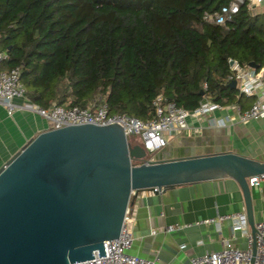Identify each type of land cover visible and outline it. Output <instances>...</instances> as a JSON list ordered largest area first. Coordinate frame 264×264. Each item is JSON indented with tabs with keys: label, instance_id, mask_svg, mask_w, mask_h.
Returning <instances> with one entry per match:
<instances>
[{
	"label": "trees",
	"instance_id": "16d2710c",
	"mask_svg": "<svg viewBox=\"0 0 264 264\" xmlns=\"http://www.w3.org/2000/svg\"><path fill=\"white\" fill-rule=\"evenodd\" d=\"M230 0H0L1 68H19L41 106H87L142 119L153 99L193 109L205 98L243 107L235 65L264 68V13L241 5L232 19H204ZM242 109H245L244 107Z\"/></svg>",
	"mask_w": 264,
	"mask_h": 264
},
{
	"label": "water",
	"instance_id": "95a60500",
	"mask_svg": "<svg viewBox=\"0 0 264 264\" xmlns=\"http://www.w3.org/2000/svg\"><path fill=\"white\" fill-rule=\"evenodd\" d=\"M145 155L117 122L48 128L28 140L0 166V264H70L96 249L105 255L103 241L119 235L140 190L222 175L238 181L254 233L247 178L264 173V160L219 151L131 162Z\"/></svg>",
	"mask_w": 264,
	"mask_h": 264
},
{
	"label": "crops",
	"instance_id": "0c3cea01",
	"mask_svg": "<svg viewBox=\"0 0 264 264\" xmlns=\"http://www.w3.org/2000/svg\"><path fill=\"white\" fill-rule=\"evenodd\" d=\"M259 12L264 13V9H257L256 13ZM248 97L251 99H244V108L254 99ZM14 101L22 103L25 98L15 97ZM234 104L237 103L213 112L215 116L233 118L223 126L210 125L203 117L189 116L188 127L170 136L154 157L233 151L264 160V115L238 121L234 119L237 113ZM48 128L47 120L38 113L24 107L8 113L0 103V166L28 140ZM249 186L255 222L264 219V180ZM236 211L246 212L245 201L238 181L230 175L174 184L158 191L140 190L129 205L132 244L128 251L161 264H188L191 255L219 249L225 239L244 247L245 237L231 227L229 220L222 221L220 229L213 224L196 223L200 218ZM169 224L175 228L166 231Z\"/></svg>",
	"mask_w": 264,
	"mask_h": 264
},
{
	"label": "built area",
	"instance_id": "2783aa9c",
	"mask_svg": "<svg viewBox=\"0 0 264 264\" xmlns=\"http://www.w3.org/2000/svg\"><path fill=\"white\" fill-rule=\"evenodd\" d=\"M246 5L250 14L254 15L257 9L264 7V0H230L214 13H205L204 19L216 24H224L230 21L241 5ZM6 58V53L0 52V103L5 106L8 113L24 107L44 117L49 128H59L68 124L94 123L107 124L117 122L120 124L127 138L131 142H138L147 152H156L162 148L173 134L179 133L188 127V117L206 118L210 125H226L231 118L229 115L215 116V110L222 109L226 105L205 98L198 106L188 109L166 100L164 96L157 95L153 99L154 115L148 119H142L133 115L110 111L104 100L93 102L87 106L52 104L44 107L30 100L25 93V87L19 79V68L9 70L1 68V62ZM234 80L240 92L248 96H254L249 107L241 109L239 104H234L238 121H246L264 115V68L233 65ZM15 97H24L25 101L17 103ZM138 134L140 141L134 140ZM150 157L133 158V164L148 162ZM249 185L258 184L264 180V173L250 175L247 178ZM157 188L155 187V190ZM161 190V189H157ZM134 191H132L133 193ZM131 219L129 206L127 207L123 224L119 235L103 241L105 255L99 256L98 250L93 251V258L72 262L70 264H161L155 259L145 258L128 251L132 244V235L128 228ZM229 220L231 227L240 231L245 237L246 246L241 247L231 239H225L219 249L193 254L188 264H264V219L254 222V233L251 232L247 214L244 211H236L218 214L207 218H200L196 223L213 224L220 229L222 221ZM175 227L169 224L165 230H173ZM155 232V230H153ZM184 247V244H181Z\"/></svg>",
	"mask_w": 264,
	"mask_h": 264
},
{
	"label": "rangeland",
	"instance_id": "374dc122",
	"mask_svg": "<svg viewBox=\"0 0 264 264\" xmlns=\"http://www.w3.org/2000/svg\"><path fill=\"white\" fill-rule=\"evenodd\" d=\"M259 9L262 10V9H264V7L259 8ZM259 9H258V10H259ZM134 140H135V141H140V137H139L138 134L134 135ZM155 154H156V152H147L146 156H147V157H150V158L152 159V157H154Z\"/></svg>",
	"mask_w": 264,
	"mask_h": 264
}]
</instances>
